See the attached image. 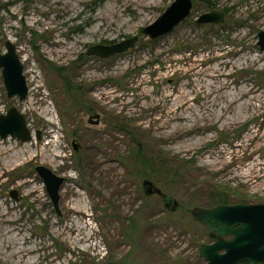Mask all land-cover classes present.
I'll return each mask as SVG.
<instances>
[{
    "label": "rangeland",
    "instance_id": "rangeland-1",
    "mask_svg": "<svg viewBox=\"0 0 264 264\" xmlns=\"http://www.w3.org/2000/svg\"><path fill=\"white\" fill-rule=\"evenodd\" d=\"M175 1L0 0V52L16 45L29 87L9 99L0 71V115L16 108L33 136L0 138V264H205L192 211L264 204V0H193L172 33L145 36ZM213 11L224 23L197 24ZM37 166L67 179L62 216Z\"/></svg>",
    "mask_w": 264,
    "mask_h": 264
},
{
    "label": "water",
    "instance_id": "water-1",
    "mask_svg": "<svg viewBox=\"0 0 264 264\" xmlns=\"http://www.w3.org/2000/svg\"><path fill=\"white\" fill-rule=\"evenodd\" d=\"M193 7V0H176L162 16L143 29V34L155 40L172 33L190 17ZM224 21L223 13L213 11L201 15L197 24L218 25ZM138 40L139 37L135 36L112 45H94L89 48L87 54L109 59L134 48ZM258 46L264 53V31L258 34ZM5 48V52H0V71L7 97L9 99L17 97L20 101H25L29 96V87L24 74V64L14 43L6 41ZM95 118V124H98L100 116L96 115ZM8 137L19 139L24 143L33 139L25 116L16 108H11L6 115H0V138L5 140ZM37 139H40V133H37ZM78 147L79 145L74 144L76 151ZM35 171L43 180L57 215L62 216L61 190L67 179L44 166H37ZM143 187L147 196H162L167 208L173 205L175 210L178 206L177 202L167 197L152 182H145ZM14 195L16 196V193ZM192 217L206 227V232L212 240V243L199 247V257L205 261V264H264V204L196 207L192 211ZM105 264L124 263L112 260Z\"/></svg>",
    "mask_w": 264,
    "mask_h": 264
},
{
    "label": "trees",
    "instance_id": "trees-1",
    "mask_svg": "<svg viewBox=\"0 0 264 264\" xmlns=\"http://www.w3.org/2000/svg\"><path fill=\"white\" fill-rule=\"evenodd\" d=\"M229 199L230 197L227 195H221L217 198H215V201L213 203V206H218V205H228L229 204Z\"/></svg>",
    "mask_w": 264,
    "mask_h": 264
},
{
    "label": "flooded vegetation",
    "instance_id": "flooded-vegetation-1",
    "mask_svg": "<svg viewBox=\"0 0 264 264\" xmlns=\"http://www.w3.org/2000/svg\"><path fill=\"white\" fill-rule=\"evenodd\" d=\"M194 3V2H193ZM194 8V7H193Z\"/></svg>",
    "mask_w": 264,
    "mask_h": 264
}]
</instances>
